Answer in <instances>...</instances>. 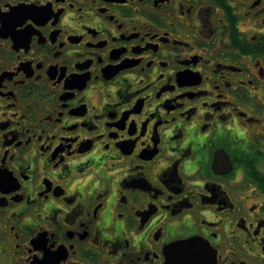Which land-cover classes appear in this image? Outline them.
<instances>
[{
	"label": "flooded vegetation",
	"instance_id": "1",
	"mask_svg": "<svg viewBox=\"0 0 264 264\" xmlns=\"http://www.w3.org/2000/svg\"><path fill=\"white\" fill-rule=\"evenodd\" d=\"M192 238L264 264V0H0V264Z\"/></svg>",
	"mask_w": 264,
	"mask_h": 264
},
{
	"label": "water",
	"instance_id": "2",
	"mask_svg": "<svg viewBox=\"0 0 264 264\" xmlns=\"http://www.w3.org/2000/svg\"><path fill=\"white\" fill-rule=\"evenodd\" d=\"M176 247L181 250V254L185 253L188 255L195 264L204 262L203 255H205V252L203 251V244L200 240L196 238L184 240L176 244Z\"/></svg>",
	"mask_w": 264,
	"mask_h": 264
}]
</instances>
